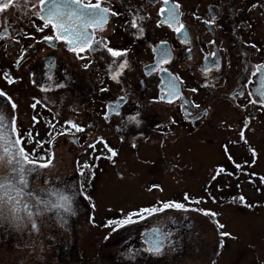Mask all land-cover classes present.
<instances>
[{"label": "flooded vegetation", "instance_id": "af4514ba", "mask_svg": "<svg viewBox=\"0 0 264 264\" xmlns=\"http://www.w3.org/2000/svg\"><path fill=\"white\" fill-rule=\"evenodd\" d=\"M84 2L88 0H82ZM61 3L62 0H50V6ZM176 4L179 5L178 20L185 26L184 35L174 31L178 24L170 28L166 15L161 14V9ZM108 6L119 15L110 16L103 31L88 29L89 34L94 33V39L101 43L94 44L91 51L83 53L84 60L78 59L62 40L44 42L45 36L54 33L50 27L43 32L38 30L42 21L36 18L35 10L10 7L0 14V33L4 32L5 18L8 29L5 39L0 40V75L9 72L16 80L15 84L9 85L0 78V90L5 91L17 105L13 113L8 101L0 97V111L10 118L9 125L12 118L16 119L17 133L23 134L19 137L22 144L17 147L22 146L24 151L32 148L31 153L36 149V158L47 160L46 154L49 152L51 157L54 146L67 144V152L77 149V155L85 157L79 162L84 179L88 166L98 171L97 165L108 163L115 166L117 163L115 158H106L109 153L103 144L102 149L99 143L95 149L89 147L97 140L107 144L109 136L115 144L143 146L155 140L163 143L167 137L174 138L181 129L192 132L203 127L213 105L221 104L222 110L228 114L221 121L223 126L220 128L227 133H237L239 137L236 141H222L223 158L212 165L210 173H206L201 193L209 192L214 180L221 190L226 182L231 181L223 179L229 172L230 162L240 158L231 154L230 146H243V150L248 146L254 150V161L259 158L256 146L261 137L254 132L262 130L264 133V106H261L264 98L257 94V90L264 89L261 74L253 73L257 66L264 65V19L261 18L264 16V0H170L168 5L163 0H110ZM137 17L140 18L137 22L143 29L142 33L130 27L131 20ZM105 41L107 47L124 51L127 55L113 58L105 47ZM162 47L169 51L167 63L160 55ZM21 56L24 59L17 64ZM125 59L128 67L116 80L112 79L114 73L120 72L116 66ZM170 79L176 80L181 98L167 103L161 100V96ZM102 88L106 91H101ZM253 100L257 103H251ZM67 122H73L85 131L75 133ZM242 130L244 139L240 136ZM6 131L13 139L17 138L11 126ZM183 134L193 136L197 133ZM220 168L225 171L217 175ZM239 170L233 173L238 175ZM13 181L17 180L13 178ZM244 181H253L257 187V180L245 178ZM244 181L241 176L238 178L241 191ZM158 189L149 188L154 195L147 194L149 200L141 205V211L160 209L162 203H179L184 208L164 209L149 215L148 220L144 218L146 225L135 238L119 240L112 236L114 233L110 229L108 236L101 238L99 244L104 251L96 253L97 246L92 258H87L84 264H93V257L97 264H165L166 260L177 256L192 260L189 249L193 241L205 242L207 264H216L220 255L218 251H225L237 238L223 236L219 242H214L208 223L209 218L215 216L204 214L214 211L206 207L203 198L191 189L178 190V195L174 193L171 196H165L163 185ZM60 190L54 186L51 188V203H57L52 191L61 193ZM64 194L72 197V213L78 211L74 204L77 195L68 191ZM186 195L190 199L186 200ZM120 211L124 210L105 211L104 215L111 219ZM0 216L2 222L13 217L12 211L4 210ZM203 216H208L207 220L204 219L206 222L199 220ZM133 226L130 224L128 229ZM152 229L158 230L159 241L164 244L159 255L147 250L151 240L146 242L142 239L143 232ZM70 237L64 238L66 245L68 240L73 243L76 239ZM107 240V246L103 247ZM72 249L68 248L65 254L68 257L63 260L67 264H82V260H73L75 251ZM3 258L4 254L0 252V261ZM250 264H264V255L255 252L254 263Z\"/></svg>", "mask_w": 264, "mask_h": 264}, {"label": "rangeland", "instance_id": "374dc122", "mask_svg": "<svg viewBox=\"0 0 264 264\" xmlns=\"http://www.w3.org/2000/svg\"><path fill=\"white\" fill-rule=\"evenodd\" d=\"M261 18L264 19V16ZM222 108L221 104L213 105L203 127L200 126L201 128L192 132L181 129L174 138L167 137L163 143L155 140L143 146L130 143L115 144L108 136L107 145L118 154L115 157L116 165L108 163L97 165L98 171L88 166L84 179L79 162L85 157L77 155L79 154L77 149L67 152V144L54 146L53 152L51 151V157L54 156L51 165L47 168L36 166L27 173L28 187L23 189L25 194L21 203L18 206L14 203L4 206L5 212L12 211L14 207L18 208V211H12L13 217L8 219L10 223L7 220L2 222L0 216L2 222H0V236H2L0 252L4 254L1 264H67L63 258L67 259L68 256L65 254L69 247L74 248L72 250L75 251L73 260H82L84 264L87 258H92L91 254L97 246L96 253L104 251L99 244L101 238L108 236L110 229H115L112 236L118 237L119 240L127 237L135 238L146 225L144 219L133 216L136 222L132 223L134 226L131 229H128L130 224L121 228L111 222L123 220L132 213L143 212L139 208L142 204H147L149 200L147 194L154 195L149 190L153 185H159V189L155 188L158 190L162 189L163 185L165 196L174 193L178 195V190L183 189H191L195 194H199L198 196L203 198L204 205L211 207L216 214L215 218H209L208 223L214 242H219L223 238L221 232L230 233V236L237 238L229 243L225 251H218L220 255L216 264L254 263L255 252L264 255V177H262L264 133L262 130L254 132L256 136L261 137V142L256 146L259 158L254 161V150L248 146L246 150L241 148L243 146H230L231 154L240 157L235 162H230L229 172L223 176V179L231 181L226 182L220 190L217 181L214 180L210 184V191L201 193L202 185L206 181V173H210L212 165L223 158L222 141H236L239 137L237 133H227L220 128L223 126L221 121H224L228 114ZM183 133L197 134L187 136ZM101 146L100 144L102 149ZM30 149L32 148L25 149V152H31ZM233 149L237 152L235 153ZM46 155L48 156L49 152ZM89 155L88 153L87 157ZM22 163L26 169L32 167L27 161ZM42 163H48V160L36 161L37 165ZM236 163H241L240 170ZM236 169L240 171L238 175L233 173L237 171ZM8 175V168L0 170V177ZM240 176L243 181L245 178L257 180L258 189L252 184L253 181H244L241 191L238 185ZM14 180H17L18 185V177ZM53 186L62 189L60 191L63 194L64 191L76 194L74 204L78 207V211L57 212L47 204H40L39 200L50 201L49 191ZM52 192L56 193V191ZM240 197H244V201H241ZM29 210L33 213L32 218L27 215ZM111 210L124 211L114 213L111 220L112 218L105 216V211ZM149 215L144 213L146 220L149 219ZM203 217L199 220L208 219V216ZM31 219L36 222L39 231L32 229ZM220 224L224 225L222 229H218ZM68 236L76 239L72 238L73 243L68 240L66 245L64 238ZM107 242L108 240L104 242L103 247L107 246ZM192 243L189 249L192 260L177 256L172 260H166L165 264H207L204 255L205 242ZM88 244H90L88 250L82 252ZM214 252L216 253L217 250ZM216 258L215 255L214 260ZM92 260L93 264H97L96 258L93 257ZM130 264H140V262Z\"/></svg>", "mask_w": 264, "mask_h": 264}, {"label": "snow or ice", "instance_id": "6c2138e0", "mask_svg": "<svg viewBox=\"0 0 264 264\" xmlns=\"http://www.w3.org/2000/svg\"><path fill=\"white\" fill-rule=\"evenodd\" d=\"M165 5L170 3V0H163ZM110 4V0H96L95 3H92L91 0L88 2L82 3V0H62L60 5H51L50 0H0V14L4 13L5 10L10 7H15L19 9H31L35 10L36 18L42 21V26H39L38 30L43 32L45 28H51L53 30L54 35H49L44 37V42H52L63 41L65 45L69 47V50L72 51L76 57L80 60H84L85 57L83 53L87 51H91L93 49V45H99L101 41L94 39V33L92 35L89 34L88 29L92 28L94 30L103 31V26L108 23L110 16H118L119 13L112 11L108 6ZM255 7V5H253ZM161 14L166 15L168 26L171 28L174 25H179L174 28V31L180 35H184L185 26L180 23L178 17L179 13V5L176 4L168 9H161ZM140 19L137 17L136 19H132L130 22V27L133 29H137L139 32H143V29L140 28L137 20ZM205 23H210V21H205ZM5 27L4 32L0 33V40L5 39V34L7 33V19L4 21ZM19 42V41H17ZM105 47L108 53L113 58H121L127 55L124 51L114 50L111 47H107V42L105 41ZM251 47L255 48L256 45H251ZM160 55L164 58V62L167 63V57L169 56V51L166 48L160 49ZM215 55V53H213ZM24 59L21 56L16 63L19 64ZM88 65L85 64L84 68L87 69ZM120 69V72H116L113 74L112 79L116 80L122 73L123 70L128 67V61L125 59L122 63L116 66ZM261 74L262 76V89H264V65L257 66L256 72ZM0 78L6 80L9 85H13L16 83V80L13 79L9 72H3L0 75ZM49 80L52 79L51 76L48 77ZM60 87H64V85H60ZM101 91H106V89H101ZM193 92L196 89H192ZM257 94L261 95L264 98V91L261 89L257 90ZM0 97L5 98L11 106V111L14 113L17 109V105L12 101V98L7 95V93L3 90H0ZM175 98H181L180 92L176 83V80L170 79L166 84V89L164 94L161 96V100L172 103ZM123 99V97L121 98ZM39 104V101H36ZM186 103V101H185ZM251 103L256 104L255 100L251 101ZM35 104L33 108H35ZM264 106V105H261ZM195 107H199V105H195ZM205 115L207 113H204ZM189 116L192 113H188ZM9 117L6 116L2 111H0V170L4 168L9 169L8 176L0 177V213L3 212L5 205H19L24 197V188L28 187V182L26 180V175L28 172H31L34 167L38 166L41 168H47L51 165V161L54 159L53 157H48V163H42L37 165L36 161L30 159L28 153H26L23 147H17L22 144L21 139L19 138L23 134L17 133V122L16 119L12 118L9 125ZM35 119V118H34ZM69 129H74L75 133H83L85 131L84 128L76 125L73 122H67ZM11 126L12 133L17 136V138L13 139L10 136L6 129ZM66 134V133H62ZM241 139H244V130L240 133ZM103 144L104 148L107 149L109 155L106 157L109 160L117 157V152L111 149L106 142L102 140H97L95 143L90 144L89 147L95 149L96 144ZM227 151V149H225ZM255 155V153H253ZM231 158V157H230ZM22 161H27L29 165L32 167L25 168ZM239 168L240 166L237 165ZM225 170L220 168L217 172V175L223 173ZM14 177H18V185L13 181ZM216 177L214 176L213 179ZM156 185H153L150 190L155 189ZM57 197V203H51V201L45 202L44 200H39L40 204L50 205L51 208L57 210H63L66 213L72 212V197L65 195L63 193H55ZM185 199H190L187 195ZM241 201H244V197H240ZM194 203H200V201H193ZM27 209V205L25 206ZM169 208L183 209L184 205L179 203H162V207L160 209H144L143 212H136L128 215L125 219L120 221H113L111 224H117L119 227H123L124 225L135 223L136 221L133 219V216L139 217L140 219H144V213H148L150 215L156 214L159 211ZM12 211H18V208H12ZM37 215L39 212L37 211ZM205 215L215 216V213L204 212ZM27 215L29 218H32L33 213L29 210L27 211ZM19 219V217H17ZM111 224L109 226H111ZM31 227L34 231H39L37 228V224L34 220L31 219ZM219 228H223L224 225H218ZM115 230V229H113ZM222 236L227 237L230 236V233H221ZM147 239V237H146ZM164 244L163 241H158L156 243H151L150 247L147 249L149 252L155 255L161 254L163 250Z\"/></svg>", "mask_w": 264, "mask_h": 264}, {"label": "water", "instance_id": "95a60500", "mask_svg": "<svg viewBox=\"0 0 264 264\" xmlns=\"http://www.w3.org/2000/svg\"><path fill=\"white\" fill-rule=\"evenodd\" d=\"M159 238H160V234L158 233L157 229L148 230V231L143 232L142 234V239L146 242L151 240L152 243H156L159 241Z\"/></svg>", "mask_w": 264, "mask_h": 264}, {"label": "trees", "instance_id": "16d2710c", "mask_svg": "<svg viewBox=\"0 0 264 264\" xmlns=\"http://www.w3.org/2000/svg\"><path fill=\"white\" fill-rule=\"evenodd\" d=\"M26 153H28V154H29V156H30V159L39 160V161H43V160H44V159H43V157L36 158L37 156H36V154H35V153H31V152H26ZM14 179H15V177H14Z\"/></svg>", "mask_w": 264, "mask_h": 264}, {"label": "bare ground", "instance_id": "6f19581e", "mask_svg": "<svg viewBox=\"0 0 264 264\" xmlns=\"http://www.w3.org/2000/svg\"><path fill=\"white\" fill-rule=\"evenodd\" d=\"M50 154V153H49ZM44 155V154H43ZM48 157H49V155H48ZM10 210V209H9Z\"/></svg>", "mask_w": 264, "mask_h": 264}]
</instances>
